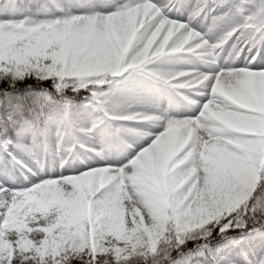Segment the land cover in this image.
Masks as SVG:
<instances>
[{"label": "snow or ice", "instance_id": "obj_1", "mask_svg": "<svg viewBox=\"0 0 264 264\" xmlns=\"http://www.w3.org/2000/svg\"><path fill=\"white\" fill-rule=\"evenodd\" d=\"M0 264H264V0H0Z\"/></svg>", "mask_w": 264, "mask_h": 264}]
</instances>
